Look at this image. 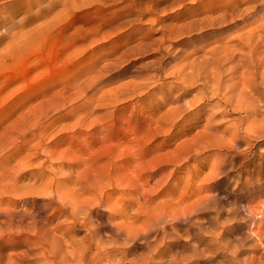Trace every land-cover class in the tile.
Wrapping results in <instances>:
<instances>
[{
	"label": "rangeland",
	"instance_id": "1",
	"mask_svg": "<svg viewBox=\"0 0 264 264\" xmlns=\"http://www.w3.org/2000/svg\"><path fill=\"white\" fill-rule=\"evenodd\" d=\"M2 1L0 30L7 32L0 41V55L10 35L17 42L5 59L0 58V213L40 208L43 199L34 197L46 186V179H88L104 167L100 187L115 165L125 177L155 172L149 183L163 175L155 203L171 198V212L211 197L189 212L190 223L179 224L181 240L171 242L166 254L185 255L187 261L181 264H264V173L245 166L251 159L257 163L258 153L263 157L264 135L245 133L247 122H238L244 111L229 110L215 119L219 131L240 123L235 132L240 142L230 147L229 131L213 140L204 135L206 111L198 117L186 112L197 87H190L180 101L165 99L174 82L168 73L178 62L171 55L179 54L186 43L195 48L207 37L197 40L198 35H192L199 32L190 31L163 38L166 32L160 27L170 33L172 28L177 30L195 16L194 3L186 0L183 6L171 7L173 0H149L150 13L114 31L115 22L135 17L126 14L127 6L117 10L132 0H89L69 15L62 11L52 28L30 31L52 19L62 5L55 1L42 10L50 0ZM4 22L6 27H1ZM151 24L153 29L148 30ZM178 38L182 42H176ZM148 75L151 79L145 80ZM182 90L176 88L173 95ZM260 90L253 93L259 110L250 116L256 124L264 117ZM179 103L185 111L172 119L171 110ZM199 104L204 109L224 106L213 97ZM96 130L105 135L93 136ZM112 185L104 189L115 199L121 188ZM78 187L75 182H62L56 189L67 192ZM182 197L188 199L175 203ZM3 218L0 214V221ZM6 222L3 226L10 230H0V264L9 255L16 258L32 239L29 232L15 228L16 223ZM83 233L79 230L75 236Z\"/></svg>",
	"mask_w": 264,
	"mask_h": 264
},
{
	"label": "bare ground",
	"instance_id": "2",
	"mask_svg": "<svg viewBox=\"0 0 264 264\" xmlns=\"http://www.w3.org/2000/svg\"><path fill=\"white\" fill-rule=\"evenodd\" d=\"M55 1L62 5V9L48 22L41 21L30 31L52 28L59 22L62 11L69 15L89 2V0H50L42 10L49 8L50 3L53 5ZM190 1L194 3L195 16L178 25L177 30L172 28L171 33L167 27L161 26L162 33L166 32L163 38L164 35L176 37L190 31L199 32L192 35L193 37L198 35L195 37L197 40L201 41L204 36L207 38L195 48L188 47L189 44L186 43V47L179 54L171 55V60L178 59V62L172 63L173 69L168 73L174 78V82H171V93H166L165 99L171 102L180 101L190 93V87H197L187 104L190 109L195 106L197 109L195 112H191L190 109L186 112L198 117L206 111L204 135L210 136L213 140L217 136H222L225 131H229L230 147H235L240 142L235 134L240 123L219 131L218 121L215 119L219 115L229 113V110H233V113L236 110L244 111L238 122L242 120L247 122L245 133L256 137L264 135V117L259 119L258 124L256 120L250 119V116L259 110L254 99L256 97L253 96L254 91L261 87L259 93L264 92V0ZM185 2L186 0H173L171 7L180 4L183 6ZM4 6L5 1L0 0L1 13ZM125 6H127L126 14L136 15L115 22L111 26L114 31L128 24L132 25L135 20L150 13L153 8L149 0H132L117 10L120 11ZM40 10V8L36 10L35 17L39 15ZM115 17L116 15L113 16ZM1 27H6V22ZM152 29L151 24L148 30ZM208 30L211 32L205 33ZM5 32L6 29L1 28L0 41L5 38ZM10 37L6 44L7 49L0 55L1 59L9 55L10 48L17 42H14V34ZM180 40L181 38H178L176 42H182ZM198 51L202 53L196 55ZM157 68L159 67L153 69ZM144 79L150 80L151 75ZM145 84L148 86L150 83L145 82ZM179 87L183 90L173 95L175 89ZM205 97L216 98L224 103V106L219 109L221 105L216 101L218 108L212 106L204 109L205 107L199 103ZM182 111H185L183 106L177 104L171 110V118L174 119ZM37 127V125L33 126V128ZM92 135L99 138L105 135V132L99 133L96 130ZM257 155L259 156L257 163L251 159L245 166H251L261 174L264 173V153L263 157L262 153ZM103 168L97 170V173L99 174ZM98 174L83 180L71 177L64 180L46 179V186L38 190V197H34L35 200L43 199L40 208L21 214L9 211L0 213L5 217L0 221L1 231L10 230L8 226H3L6 221H10L16 223L15 228L27 231L32 236L21 253L14 259L9 255L5 264H26L25 261L30 258L34 261L33 264H181L187 261L185 255L166 254V251L171 247V242L181 240V235L178 233L179 224L190 223L192 215L189 212L211 197L198 198L183 210L171 212V198L155 203L159 196L156 190L163 175L160 174L149 183L151 177L156 175L155 172L145 177L140 175L125 177L120 167L115 165L107 171V183L97 187L100 183L98 179H103L101 174ZM62 182H75L80 188L62 192L56 189L62 185ZM111 184L112 187L121 188L119 196L115 199L110 198L104 189ZM127 190L131 191L130 195H126ZM83 193L89 194V197L80 195ZM169 193L171 194V191ZM186 199L188 197H182L175 203H181ZM100 214L105 215L103 220ZM191 224L194 226L196 222ZM197 228L201 230L202 226ZM79 230H83L84 233L75 236Z\"/></svg>",
	"mask_w": 264,
	"mask_h": 264
}]
</instances>
